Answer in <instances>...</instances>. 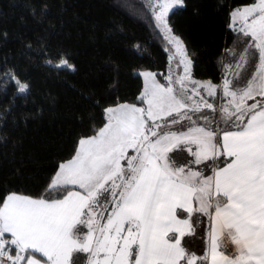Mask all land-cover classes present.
I'll return each instance as SVG.
<instances>
[{"label": "snow or ice", "instance_id": "1", "mask_svg": "<svg viewBox=\"0 0 264 264\" xmlns=\"http://www.w3.org/2000/svg\"><path fill=\"white\" fill-rule=\"evenodd\" d=\"M183 3H148L182 73L166 84L141 73L143 106L106 108V123L78 141L44 194L0 198V264H81L82 256L84 264H264V0L231 14L237 38L250 39L220 85L191 77L168 19ZM250 50L258 62L242 78ZM47 63L75 70L63 57ZM12 79L20 93L29 90ZM206 97L221 101L218 109ZM185 152L191 159L178 163ZM201 217L208 249L198 256L182 241Z\"/></svg>", "mask_w": 264, "mask_h": 264}, {"label": "trees", "instance_id": "2", "mask_svg": "<svg viewBox=\"0 0 264 264\" xmlns=\"http://www.w3.org/2000/svg\"><path fill=\"white\" fill-rule=\"evenodd\" d=\"M255 1L184 0L168 17L193 78L219 84L225 65L238 62L245 39L229 16ZM61 57L75 70L47 63ZM167 68V43L141 0H0V198L44 194L78 141L103 127L106 108L141 105L138 72L161 80ZM12 77L29 90L20 93ZM201 219L182 241L198 256L208 244Z\"/></svg>", "mask_w": 264, "mask_h": 264}, {"label": "crops", "instance_id": "3", "mask_svg": "<svg viewBox=\"0 0 264 264\" xmlns=\"http://www.w3.org/2000/svg\"><path fill=\"white\" fill-rule=\"evenodd\" d=\"M257 2V0L254 2V3H256ZM253 3V4H254ZM252 5V4H251ZM248 6H250V5H248ZM245 7V6H244ZM240 8H243V7H240ZM240 8H237V9H240ZM236 10V9H235ZM235 10H233L231 13H230V16H229V25H228V28L231 30V31H233L234 33H237V31H235L234 29H233V27L231 26V14L235 11ZM237 27H238V25H237ZM242 35V34H241ZM245 40L246 39H250V38H244ZM188 57H189V55H188ZM190 58V57H189ZM179 56H177L175 59H173V60H169V55H168V68H167V70L163 73V75H161V80H159L158 79V77H157V74L156 73H154V74H156V80L158 81V82H160L161 84H166L167 83V77L169 76V75H172L173 77H175L178 73H182V67L181 68H177V63H178V61H179ZM258 62V54H255V57H253V55H252V51L250 50V54H249V63L247 64V65H245V67H244V69H243V71L241 72V77L242 78H250V76H251V73L255 70V68H254V65H255V63H257ZM227 65H231V64H226L225 65V67L227 66ZM225 67H224V70H223V76H221V79H220V83L219 84H216V85H220V84H222V81H223V78H224V75H225ZM145 72H149V71H145ZM141 73H143V72H138V75L140 76V78H141V80H142V91H141V94H142V92H143V90H144V87H145V81H144V77L141 75ZM191 77H192V79H194V80H196L195 78H193V75H192V64H191ZM196 81H200V80H196ZM201 82H208V81H201ZM209 101L210 102H213L215 105H216V101H213V99H209ZM138 107H140V106H143L142 104L141 105H137ZM115 107V106H114ZM204 114H206V115H209V116H211V114H212V112L211 111H209V112H204ZM106 123V122H105ZM200 123H203L202 121H200ZM189 124V122L187 121V120H185L184 122H183V125H176L175 126V128H181L182 126H186V125H188ZM184 157H187V159H191V157L190 156H188V154L185 152V153H183L182 154V156H180V157H178V163H183L184 162ZM67 162V161H66ZM225 242H227V241H225ZM207 249H208V244H207ZM84 264V263H83Z\"/></svg>", "mask_w": 264, "mask_h": 264}, {"label": "rangeland", "instance_id": "4", "mask_svg": "<svg viewBox=\"0 0 264 264\" xmlns=\"http://www.w3.org/2000/svg\"><path fill=\"white\" fill-rule=\"evenodd\" d=\"M145 5H146V7L148 8V3H149V0H141ZM183 6V5H182ZM182 6H177L176 8H174L172 11H170V13H169V16L173 13V12H175V11H177L178 9H180V8H182ZM154 18V17H153ZM155 20V19H154ZM155 23H156V21H155ZM160 30V29H159ZM160 32H161V34H162V36L164 37V39H165V41H166V43H167V53H168V55H169V57H170V55H172V53H173V48H172V45H170L169 44V42H168V39L166 38V35H165V33H163L161 30H160ZM170 60V59H169ZM67 69H69V70H72V69H70V68H67ZM207 99H213V98H211V97H206ZM216 102V107H217V109H218V107H219V103L221 102V101H219V100H215ZM209 111H211V110H207V109H205V112L207 113V112H209ZM212 112V111H211ZM210 115V114H209ZM213 115V113L211 114V116ZM216 119L218 120L219 119V116H218V113H217V115H216Z\"/></svg>", "mask_w": 264, "mask_h": 264}, {"label": "built area", "instance_id": "5", "mask_svg": "<svg viewBox=\"0 0 264 264\" xmlns=\"http://www.w3.org/2000/svg\"><path fill=\"white\" fill-rule=\"evenodd\" d=\"M159 74L162 75L161 72H160ZM223 250H224L226 253H232V252H234V245H232L230 241H227V242H225V244H224V248H223Z\"/></svg>", "mask_w": 264, "mask_h": 264}]
</instances>
